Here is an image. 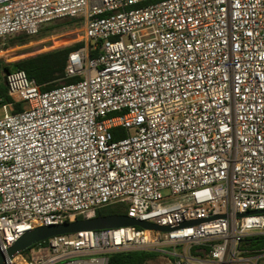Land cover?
<instances>
[{"label":"built area","instance_id":"built-area-1","mask_svg":"<svg viewBox=\"0 0 264 264\" xmlns=\"http://www.w3.org/2000/svg\"><path fill=\"white\" fill-rule=\"evenodd\" d=\"M151 1L0 0L2 45L64 19L82 21L85 40L66 68L77 83L6 76L0 250L119 204L175 227L58 235L5 264L165 248L172 264H264L246 243L264 236V0Z\"/></svg>","mask_w":264,"mask_h":264},{"label":"trees","instance_id":"trees-1","mask_svg":"<svg viewBox=\"0 0 264 264\" xmlns=\"http://www.w3.org/2000/svg\"><path fill=\"white\" fill-rule=\"evenodd\" d=\"M159 0H154L151 2H156ZM76 21L71 19H64L55 21L47 24L45 28L42 29V33L47 34L55 31V29L74 24ZM41 33V34H42ZM39 34V35H41ZM35 37H29L26 35H18L13 38H9L4 44L3 48L8 49L15 46L24 45ZM84 46V42L73 44L70 46H65L57 48L45 53H41L35 56L20 59L15 62L7 63L0 59V108L5 105L12 103V99L8 94V87L6 84V76L14 71H24L28 78L35 80L38 85L42 87L44 91H49L57 87L70 85L77 83L82 80V77H68L66 68L68 64L69 55ZM99 51H91V58H96ZM22 110V105H16L12 112L17 113ZM124 133L115 132V139L123 138ZM99 215H123L128 216V211L120 208L119 205H114L105 208L98 212ZM48 241L42 242L40 244L34 245L26 252H28L33 247L38 245H44ZM247 246L253 250L264 249V236L254 237L246 240ZM155 257L154 252L145 251H130V252H120L109 256L108 264H149Z\"/></svg>","mask_w":264,"mask_h":264},{"label":"water","instance_id":"water-1","mask_svg":"<svg viewBox=\"0 0 264 264\" xmlns=\"http://www.w3.org/2000/svg\"><path fill=\"white\" fill-rule=\"evenodd\" d=\"M198 222L199 221H194L189 224H196ZM130 226L154 229L161 232H169L175 229V227H161L123 215H99L93 218L77 219L63 224L39 227L26 232L7 252L0 250V264H5L7 258H13L32 246L45 242L58 235H71L84 231H98Z\"/></svg>","mask_w":264,"mask_h":264},{"label":"rangeland","instance_id":"rangeland-1","mask_svg":"<svg viewBox=\"0 0 264 264\" xmlns=\"http://www.w3.org/2000/svg\"><path fill=\"white\" fill-rule=\"evenodd\" d=\"M74 21H76L74 24L59 27L51 33L44 34L41 31V35H38L30 42L21 46L4 49L0 42V58L5 62L10 63L57 48L84 42V26L82 21ZM3 114L4 109L0 108V117H2ZM119 206L126 211L129 210L127 204H119ZM169 251H171V249L165 248L154 252L155 257L149 264H172L170 257L167 255Z\"/></svg>","mask_w":264,"mask_h":264}]
</instances>
